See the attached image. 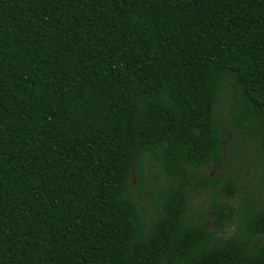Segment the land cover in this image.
<instances>
[{
  "label": "trees",
  "instance_id": "obj_1",
  "mask_svg": "<svg viewBox=\"0 0 264 264\" xmlns=\"http://www.w3.org/2000/svg\"><path fill=\"white\" fill-rule=\"evenodd\" d=\"M0 264H264V0H0Z\"/></svg>",
  "mask_w": 264,
  "mask_h": 264
},
{
  "label": "rangeland",
  "instance_id": "obj_2",
  "mask_svg": "<svg viewBox=\"0 0 264 264\" xmlns=\"http://www.w3.org/2000/svg\"><path fill=\"white\" fill-rule=\"evenodd\" d=\"M237 138L241 145L242 143L247 142L243 137L238 136ZM233 140L234 138L231 137L230 140L226 142L227 153L230 152V147H228L229 142ZM241 148H239L238 150H240ZM243 149H244L243 155L247 157L244 163L245 170L241 171L240 174L237 175L239 179V185L241 186V193H240V197L233 201L238 211H241V205L244 204L246 197L258 191V184H259L260 171H261V167L259 165V156L257 155V150L255 149V145L250 144L247 147H244L243 145ZM235 155L237 156V150H235ZM240 164H242L241 160L236 161V163L234 162L232 166L231 165L228 166V168L226 169V173L229 175H233L235 173V170H237L236 167H238ZM222 170H223L222 165L212 166L209 169H205L202 172V176L205 178L216 180L219 178L220 172ZM144 171H145V176H147L149 173V168L146 167ZM155 171H156L155 169H152L153 173H155ZM159 175L161 176L160 184L165 185L166 184L165 178L162 176L161 173H159ZM137 181H138L137 175L134 173L131 177V184H136ZM210 202L211 200L207 195L201 199H192L190 201V207H191L190 214L191 215L195 214L198 211V209H200L203 203L206 204L204 207V209L206 210L209 207ZM143 206L145 210H149L151 208L149 198L144 200ZM241 215L242 213L240 212V216L238 215L234 220V222L230 225V227L226 229L227 235H232L237 230L238 226L240 225V222L243 220ZM214 217H215V211L210 210L207 213V217L205 219V225L207 227L213 228L216 225V222L214 221Z\"/></svg>",
  "mask_w": 264,
  "mask_h": 264
}]
</instances>
